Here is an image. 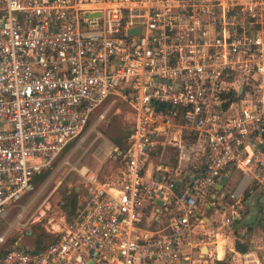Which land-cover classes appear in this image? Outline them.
Segmentation results:
<instances>
[{
	"label": "built area",
	"instance_id": "obj_1",
	"mask_svg": "<svg viewBox=\"0 0 264 264\" xmlns=\"http://www.w3.org/2000/svg\"><path fill=\"white\" fill-rule=\"evenodd\" d=\"M112 96L133 114L117 179L85 169L55 240L0 264H264V230L245 254L225 230L264 198V0H0V222ZM146 206L168 213L162 229Z\"/></svg>",
	"mask_w": 264,
	"mask_h": 264
},
{
	"label": "rangeland",
	"instance_id": "obj_2",
	"mask_svg": "<svg viewBox=\"0 0 264 264\" xmlns=\"http://www.w3.org/2000/svg\"><path fill=\"white\" fill-rule=\"evenodd\" d=\"M132 126V111L118 96H112L96 109L84 131L59 155L41 182L34 183L30 193L9 206L4 220L0 222V237L3 238L0 255L16 244L36 249L52 243L69 217L63 206L69 205L74 193L77 194V207L86 197L85 179L81 172L87 169L99 183L117 179L119 163L115 150L119 151L126 145ZM114 141L119 145L116 146ZM148 161L154 159L149 157L146 165ZM252 201L247 199L242 205L247 210H253ZM226 212L221 205L217 211L218 221ZM244 223L239 222L235 228L248 233L254 231L262 239L263 233H260L257 223L249 228L244 227Z\"/></svg>",
	"mask_w": 264,
	"mask_h": 264
},
{
	"label": "crops",
	"instance_id": "obj_3",
	"mask_svg": "<svg viewBox=\"0 0 264 264\" xmlns=\"http://www.w3.org/2000/svg\"><path fill=\"white\" fill-rule=\"evenodd\" d=\"M158 154H159V151H156V152H152L149 156H148V159L149 157L154 159V161H148V164L146 165V174L147 175H151V176H154L156 177L157 174H158V163H159V157H158ZM172 155L171 152H168L166 153V156L167 157H170ZM147 159V160H148ZM169 167H171L172 165V160H170V163L169 161H165ZM173 168V167H172ZM248 199H253L252 203H254V198L253 197H249ZM247 200V199H246ZM242 205V203H241ZM243 206V205H242ZM235 208L239 209L238 206H235ZM243 208H245L243 206ZM144 217L147 219L146 220V223H151V226L152 228L154 229H157V230H160L162 229L165 225H166V215L168 214L167 212H165V210H160V209H157V208H153L152 206H146L144 208ZM246 209V208H245ZM247 210V209H246ZM218 211V210H217ZM217 211H214V210H209L207 211L205 217L209 220V223L212 222L214 220V224H212L210 226V229L207 230V233H209L210 231H216L215 228L218 227V225L222 226V222H223V219L225 217H229V214H230V210L227 209V212L224 213V216L220 217L222 220L221 221H218L217 219ZM253 210H247L248 214H250ZM258 220V219H257ZM244 221V220H243ZM257 223V222H256ZM255 223V224H256ZM238 224V223H236ZM236 224H233L231 227L229 228H225L226 232H228V243L229 244H232L233 247H234V250L236 251L235 249V243L236 241L239 242L240 244H244V243H249L250 244V249L249 251H253V248L254 246H257L259 244V242L261 241V238L259 237L258 234H256L254 231L252 232H245V231H240L239 229H236L235 226ZM258 224V228L259 230L261 231L260 233L262 234V230L263 228L260 226L259 223ZM254 225V224H253ZM249 228V227H248ZM238 233V234H237ZM200 239H202L203 237H199ZM208 238H204V240L206 241ZM210 240V239H208ZM203 247L202 246L200 248L201 251H203ZM204 252H206L207 250V247H204ZM248 251V252H249ZM237 252V251H236ZM246 252V253H248ZM239 253V252H237ZM257 253V256L258 257H262L264 258V251H258L256 252ZM241 254V253H239ZM222 253L220 252L219 253V256H221ZM233 257V254L232 253H227L226 257H225V261H224V264H227V263H231V259Z\"/></svg>",
	"mask_w": 264,
	"mask_h": 264
},
{
	"label": "trees",
	"instance_id": "obj_4",
	"mask_svg": "<svg viewBox=\"0 0 264 264\" xmlns=\"http://www.w3.org/2000/svg\"><path fill=\"white\" fill-rule=\"evenodd\" d=\"M114 144H115L116 146L119 145V143H117V142H115V141H114ZM125 147H126V145H125L124 147H120L119 150H120V151H123V150L125 149ZM47 172H48V171H47ZM47 172H45L44 174L40 175V176L35 180V184H36V185L39 184V183L41 182V180L44 178V176H45V174H46ZM63 208H64L65 210L67 209V211H68V215H69L68 220H70V219L72 218V216L74 215L75 210H76V208H77V194H76V193H74L73 196H72V198H70L69 205H68V206L65 205V206H63ZM54 240H55V239H54ZM54 240H53V241H54ZM42 248H43V247H38V248H36L35 250H40V249H42ZM235 249H236L237 252H239V253H241V254H245L246 252L249 251V249H250V244H249L248 242H247V243H244V244H240L239 242L236 241V243H235Z\"/></svg>",
	"mask_w": 264,
	"mask_h": 264
},
{
	"label": "water",
	"instance_id": "obj_5",
	"mask_svg": "<svg viewBox=\"0 0 264 264\" xmlns=\"http://www.w3.org/2000/svg\"><path fill=\"white\" fill-rule=\"evenodd\" d=\"M139 31L140 30L137 28L135 30H131L130 34H132V35L138 34ZM225 181H226V177H223L221 180V183L216 186L218 192L222 190L223 184L225 183ZM179 185H180V182H176V186H179ZM263 202H264V198H262L261 203L256 202L254 204L253 211L245 219L244 227L252 226L253 224H255L257 222L258 209L260 208V206ZM157 204L161 205V202H157ZM258 223L260 224V226L264 230V222L260 220V221H258Z\"/></svg>",
	"mask_w": 264,
	"mask_h": 264
},
{
	"label": "bare ground",
	"instance_id": "obj_6",
	"mask_svg": "<svg viewBox=\"0 0 264 264\" xmlns=\"http://www.w3.org/2000/svg\"><path fill=\"white\" fill-rule=\"evenodd\" d=\"M43 214V213H42Z\"/></svg>",
	"mask_w": 264,
	"mask_h": 264
}]
</instances>
